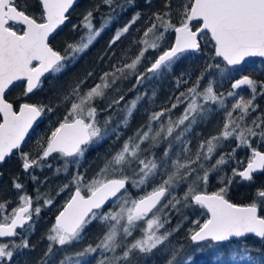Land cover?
Masks as SVG:
<instances>
[{"label":"snow or ice","instance_id":"6c2138e0","mask_svg":"<svg viewBox=\"0 0 264 264\" xmlns=\"http://www.w3.org/2000/svg\"><path fill=\"white\" fill-rule=\"evenodd\" d=\"M37 2L40 6L38 17L26 14L27 6L22 9L16 0H0V164L16 150L25 174L45 167L51 169L48 161L54 158L63 161L62 167L55 169L56 174H67L73 165L77 169L69 183L57 192L59 196L69 190L71 195L58 210L46 234L48 245L40 264H52L57 252L64 253L59 264H91L89 257L95 253L100 254L96 264H132L134 257L151 256L157 249L170 253L167 264H185L184 256L180 255L182 249L168 247L170 237L180 225L171 231L166 226L171 213L180 214L187 209L199 212L197 219L191 221L195 227L188 235L197 245L193 252L209 248L210 256L217 261L224 257L221 264L237 261L264 264V253L253 255L243 243L249 234L264 241V215L258 214V209L264 211V185L251 194L250 203L236 204L227 198L229 186L237 178L251 186L256 174H264V151L253 147L254 139L264 147V113L248 123V118L259 108L257 96L264 97V81L249 75L234 79V74L244 70L240 66L246 58H264V0H177L175 9L171 6L172 0H165L164 10L149 16L148 26L140 39L131 41L132 46L139 47L134 58L129 59L125 52L120 60L112 63L113 53L108 56L110 69L99 76V82L84 90L85 84L96 75L94 71L87 72L67 93L60 94V102L55 105L43 100L29 102V99L43 90L47 76L55 78L74 66L119 15L134 6L135 0H124L120 4H116V0H102L109 12L101 18L98 27L94 23V13L100 10L101 4L86 11L79 23L71 25L72 32L80 35L65 43L63 53L51 46L50 41L71 23L68 13L77 0ZM145 6L151 7V0H146ZM174 16L179 17L178 24L173 22ZM141 17L142 13L137 11L115 30L107 50L100 57L101 62ZM193 22L199 26L195 27ZM17 26L22 27L18 30ZM172 32L175 41L170 47H163L167 35ZM202 40L205 46L212 43L214 53L205 61V67L192 86L180 92L174 102L169 98L170 107L154 112L145 109L147 122L125 139L117 151L106 153L103 166L87 179V170L79 171L86 153L113 137V146L119 143L123 138L121 129L128 128L142 101L155 105L156 89L153 88L149 96L147 92L140 93L139 88L170 74L173 66L186 55L201 52ZM149 50L159 51V55L139 72ZM217 58H222L223 63H216ZM192 75L188 72L176 77V89L188 84ZM131 77L135 84L129 91L136 90L137 95L121 109L126 95H121L116 85ZM205 79L207 84L202 88ZM220 81L231 83L227 93L216 91ZM17 85L22 89L20 96L10 102L6 99V90ZM245 87L250 90L248 99L240 95ZM109 90H114L116 98L104 108H98L96 102L104 101ZM229 98L232 99L230 106ZM181 106L183 112L173 119V110ZM61 108L67 109L63 118L51 121L50 116ZM114 109L122 114L115 126L113 116H106L102 123L98 120L99 115ZM218 112L224 113L219 131L206 139L201 138V133H195L196 126ZM44 119L55 123L46 136L35 133ZM33 134L37 136L35 157L21 150ZM189 137L199 140L195 153ZM233 141L235 147L231 151H221L216 156L218 150ZM162 142H167V147L158 157L155 148ZM145 144L149 147L145 148ZM239 150L249 152L243 167V161L236 160ZM214 158L215 163H211ZM232 161L237 166L231 168V175L225 173L217 177L223 187L210 194L198 190L201 184L207 187L211 176ZM31 179L36 184L44 183L34 174ZM185 184L187 190L182 196L178 195V189ZM12 185L19 193L18 206L7 212L11 201L0 202V264L5 261L11 264L19 252L32 247L27 234L35 230L33 217L38 218L55 200L38 189L33 198L18 178L13 179ZM128 185L144 194L133 197ZM149 185L151 191H145ZM205 216L207 218L201 223L200 219ZM183 219L186 221L189 217ZM97 222L104 229L97 242L87 244L80 251L69 252L68 249L85 238L86 229ZM137 230L141 235L129 243ZM21 233L24 235L17 243L14 238ZM185 255L187 260H193L191 253Z\"/></svg>","mask_w":264,"mask_h":264},{"label":"trees","instance_id":"16d2710c","mask_svg":"<svg viewBox=\"0 0 264 264\" xmlns=\"http://www.w3.org/2000/svg\"><path fill=\"white\" fill-rule=\"evenodd\" d=\"M124 0H116V4L123 3ZM164 2L165 0H151V7H147L146 0H135L134 6H129L128 9L119 15L117 21H115L108 30L102 33V35L98 38V40L94 43L90 49L83 54L78 62L71 66L69 70L63 72L59 76L53 78L52 76H47V79L44 80V88L42 91L38 92L35 96H31L29 102H36L38 100H43L45 103H49V101L55 105L59 103L60 94H65L73 86L79 79H82L87 72L94 71L95 77L92 80H89L85 86L84 90L93 86L94 83L99 82V76L110 69V65L108 64V56H112L114 53L115 56L112 59V63H116L121 57L127 52V56L129 59L134 58L135 55L139 52L138 46H132L131 41L135 39H140L143 35V30L148 26L147 21L149 16L153 12L163 11L164 10ZM16 4L19 5L22 9L26 7V14L39 16L40 15V6L37 0H16ZM101 4L100 10L94 13V23L98 27L101 23V18L108 14L109 9L102 4V0H78L77 3L73 6L71 12L69 13V18L71 23L64 26L58 33L55 35V39L51 40V46H53L56 50L61 51L63 53L64 45L67 41L73 40L72 36L68 33V30L71 29L72 24L79 23L83 14L89 9H94L95 5ZM172 8L175 9L178 4L177 0H172ZM141 12L142 17L136 23V25L130 30V33L126 36L122 37L120 42H118L110 52H108L107 56H104V61H100V57L105 53L108 48V41L111 39L115 30L119 27H122L128 20L132 17L135 12ZM174 23H179V17H173ZM195 27H198L199 24L193 22ZM21 26H17L19 30ZM137 29L140 31L137 32ZM174 32L169 33L166 37V43L163 47H170L174 41ZM207 39L210 41V35H208ZM202 51L195 54L186 55L181 61H179L176 65L173 66V71L170 74H167L165 77L153 81L151 84H146L145 86H141L139 88L140 93L147 92L149 96L152 94V89L155 88L157 92V97L155 99V105L151 106L147 100L142 101L138 106V110L134 113L130 124L127 129H121L123 133V138L119 141V143L113 146V141L115 137L110 140H106L99 147H94L90 151H88L85 155L84 161L82 163V167L79 169L81 172H85L87 170V179H91L96 171L99 170L100 167L103 166V157L105 154H110L119 149V147L123 144L124 140L129 136H132L133 133L136 132L137 128L140 125L145 124L148 120V115L145 112V109L148 112L159 111L161 107H170V103H168L169 98L174 102L175 97L180 94V92L186 91L188 87H191L195 82L196 77L200 74V71L205 67V61L214 53V49L212 47V43L209 42L206 46L204 45V41H201ZM163 50V48L161 49ZM159 55V51L153 52L149 50L146 55L143 64L139 67V72H143L146 67L149 66V63L155 59L156 56ZM255 62L254 65L252 62ZM124 62H128L125 60ZM216 63H223L221 58H217ZM244 70L239 74H234V79L240 77V75H249L251 78L257 81H264V60L256 59L248 61L246 64L243 63L241 66ZM192 72L193 75L189 80L188 84L181 86L178 90L176 89L175 78L179 77L181 73ZM138 74V73H137ZM47 75V74H46ZM135 84L134 77H131L122 82H118L116 85L119 88L121 95H126V100L124 103L120 105V108L123 109L125 104H127L130 100H132L135 95H137L136 90L129 89L132 88V85ZM207 84V79L202 82L201 87ZM220 86L216 88V91L227 93L231 89V83L228 81H220ZM21 86L17 85L13 87L8 94L6 95V99L10 102L16 101L21 93ZM240 95L244 96L245 99L250 97V90L246 87L240 91ZM116 96L114 94V90H109L106 94V98L104 101H97L98 108H104L111 99H115ZM232 102V99L229 98V106ZM256 104L259 105L257 112L251 114L248 118V123H251V120L258 114L264 113V97L258 95L256 99ZM70 106V105H69ZM18 107V104L17 106ZM66 108H61L57 111L55 115L50 116V120L53 122H58V119H62L64 113L66 112ZM181 107L173 110L172 117L173 119L178 118L181 115ZM106 116H113V126L115 123L122 118V114L117 113L115 109L112 112H105L98 116V120L102 123ZM223 112L213 113V115L209 118V120L205 123H201L195 128V133H201V138L206 139L209 135H214L217 131H219V127H212L211 124L219 123V126L223 124ZM49 119H44L36 128L35 133L44 134L45 136L49 134L52 128L55 126V123H50ZM192 141L191 148L193 153H195L196 147L199 144V140L194 139L193 137H189ZM37 136L33 134L30 139H28L27 143L22 147V151L30 152L33 157L37 155V152L34 150L36 145ZM145 148H148L147 145H144ZM235 147V142H231L226 144L223 148V152L231 151V149ZM253 147H258L261 149L260 145L256 142L253 143ZM158 149H161L160 146L155 148V152L157 156H162L161 153H158ZM249 152L245 150H239L236 155V160H242L243 164L241 167L245 166L247 163V156ZM219 154L216 153V156ZM99 157V158H98ZM49 164L52 165L51 169L45 167L43 170L35 169L34 172L30 171L28 174H25L21 168V162L19 159V154L11 155L9 158L5 160L3 164L0 165V171L2 173L0 178V202L11 201L8 204L6 209L7 212H10L12 208L18 206V196L19 193L13 188L12 181L14 178H18L19 182L25 185L26 191L35 198L37 194V189L41 194L47 195L49 197H55L54 205L48 208H44L40 214V216L33 217L35 220V230L27 234V238L29 240L30 245L32 246L30 249L23 250L19 252L11 261V264H40L41 259L44 257V253L47 250L48 241L46 239V234L48 230L51 228L54 223V216L58 213V210L61 206L66 202L69 198L71 192L69 190H65L59 196H57V192L59 189L63 187L64 184L69 183L72 179V174L76 172V167L73 165L67 174L61 172L59 174L55 173V169L57 167H62L63 161L58 158L50 159L48 161ZM211 163H215V158L211 161ZM210 166V165H209ZM236 162L232 161L229 166L221 169L220 172L215 173L211 176L207 187L204 185H200L198 188L199 191H204L207 193H212L218 190V188L223 187L224 184H221L218 180V176H222L225 173L227 175H231V168L236 167ZM36 175L40 181H44V183L36 184L32 181L31 176ZM131 174V173H129ZM226 183V182H225ZM264 185V174H257L254 176V182L251 183V186H248L247 183H241L239 179L233 184L229 186V192L227 198L231 200V202L236 204H247L251 202L252 196L251 194L255 192V190ZM151 185H149L145 191H151ZM129 192L133 197H138L143 195L144 193L134 189L131 185H128ZM74 187L72 188V190ZM187 190V184L181 186L177 194L182 196L183 193ZM42 203V201H41ZM35 207V205H33ZM112 207V205H109ZM107 210V209H105ZM258 214L264 215V211L258 209ZM184 216H188V220H184ZM199 216V212L193 213L191 209L182 210L180 214L175 212L171 213L170 223L166 226L167 230L171 231L174 228H177V225H180L178 231L174 232L170 237V242L168 244L169 248L182 249L180 252L181 256L185 258V264H221L224 260V257L220 258V261H217L215 258L210 256L211 249L205 248L202 252H193V249L197 247V245L193 244L189 238V230L194 228L195 226L191 223L192 220L197 219ZM207 217H203L200 219V222H203V219ZM183 221V222H182ZM141 226V225H140ZM142 227V226H141ZM104 229L99 226V223H94L90 227H88L84 233V239L78 243L73 245L69 252L80 251L87 244L92 243L93 245L97 242L99 236L103 234ZM20 232V230H18ZM140 231L137 230L133 237L129 239V243L136 239L139 235ZM18 235L14 239L17 243L20 242L22 236ZM5 242H8L5 240ZM235 243V241H233ZM244 244H247L251 249V253L253 255H258L260 253H264V241L255 236H248L247 239L243 240ZM187 253H191L193 255V260L189 261L186 258ZM63 252H57L54 256V260L52 264H59V261L63 257ZM170 253L164 251L163 249H157L153 252L151 256H139L134 257L132 264H167V260L169 259ZM100 258L99 253L93 254L92 257H89L91 260V264H96V260ZM4 264H8L7 261ZM230 264H247L246 261H237L230 262Z\"/></svg>","mask_w":264,"mask_h":264},{"label":"rangeland","instance_id":"374dc122","mask_svg":"<svg viewBox=\"0 0 264 264\" xmlns=\"http://www.w3.org/2000/svg\"><path fill=\"white\" fill-rule=\"evenodd\" d=\"M68 34L70 35V36H72V39H76L79 35H80V33L79 32H76V33H73L72 32V28L71 29H69L68 30ZM204 86H206V85H204ZM203 88V87H202ZM181 113L183 112V106H181ZM218 124L219 123H217V121L213 124H211V126L212 127H217L218 126ZM255 142V139H254V141H253V143ZM147 145V147H149V145L148 144H146ZM160 147H161V149H158V153L160 152L161 153V155L163 154V151H164V148L165 147H167V142H162L160 145H159ZM222 151V148L220 149V150H218V154L220 153ZM141 226L143 227V224L141 223ZM141 235V233H139V235H138V237Z\"/></svg>","mask_w":264,"mask_h":264},{"label":"water","instance_id":"95a60500","mask_svg":"<svg viewBox=\"0 0 264 264\" xmlns=\"http://www.w3.org/2000/svg\"><path fill=\"white\" fill-rule=\"evenodd\" d=\"M71 10V9H70ZM210 35V34H209ZM174 41H175V36H174ZM173 41V42H174ZM222 59V58H221ZM254 59H262V60H264V58H261V57H250V58H246V62H248V61H251V60H254ZM239 79V78H238ZM13 87H10V90L12 89ZM10 90H6V95L8 94V92L10 91ZM0 119H2V117H0ZM14 151H16V150H14ZM1 165V164H0ZM1 173V172H0ZM257 175V174H256ZM0 178H1V175H0ZM74 191V190H73ZM208 194H210V193H208ZM70 198V197H69ZM58 214V213H57ZM56 214V215H57ZM55 215V216H56ZM55 216H54V221H55ZM19 230V229H18ZM248 236H254V235H252V234H249Z\"/></svg>","mask_w":264,"mask_h":264},{"label":"flooded vegetation","instance_id":"af4514ba","mask_svg":"<svg viewBox=\"0 0 264 264\" xmlns=\"http://www.w3.org/2000/svg\"><path fill=\"white\" fill-rule=\"evenodd\" d=\"M73 8V7H72ZM72 8H71V10H72ZM71 10L69 11V13L71 12ZM69 13H68V15H69ZM243 64V63H242ZM238 78H240V77H238ZM238 78H236V79H238ZM17 110H18V107H17ZM31 131V130H30ZM259 150H261V151H264V147H262L261 149H259ZM14 154L16 155V154H19V152L18 151H14ZM13 154V155H14ZM9 158V157H8ZM7 159V158H6Z\"/></svg>","mask_w":264,"mask_h":264},{"label":"bare ground","instance_id":"6f19581e","mask_svg":"<svg viewBox=\"0 0 264 264\" xmlns=\"http://www.w3.org/2000/svg\"><path fill=\"white\" fill-rule=\"evenodd\" d=\"M78 1V0H77ZM75 5V4H74ZM247 62H245V64H246Z\"/></svg>","mask_w":264,"mask_h":264}]
</instances>
